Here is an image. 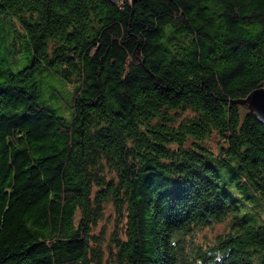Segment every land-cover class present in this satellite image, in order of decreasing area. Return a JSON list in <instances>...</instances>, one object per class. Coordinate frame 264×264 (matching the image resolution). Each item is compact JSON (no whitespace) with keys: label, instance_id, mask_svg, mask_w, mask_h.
Masks as SVG:
<instances>
[{"label":"trees","instance_id":"1","mask_svg":"<svg viewBox=\"0 0 264 264\" xmlns=\"http://www.w3.org/2000/svg\"><path fill=\"white\" fill-rule=\"evenodd\" d=\"M258 87L264 0H0V264H264Z\"/></svg>","mask_w":264,"mask_h":264},{"label":"water","instance_id":"2","mask_svg":"<svg viewBox=\"0 0 264 264\" xmlns=\"http://www.w3.org/2000/svg\"><path fill=\"white\" fill-rule=\"evenodd\" d=\"M236 102L246 105L251 114L264 124V88L258 87L251 90L245 98H239Z\"/></svg>","mask_w":264,"mask_h":264},{"label":"rangeland","instance_id":"3","mask_svg":"<svg viewBox=\"0 0 264 264\" xmlns=\"http://www.w3.org/2000/svg\"><path fill=\"white\" fill-rule=\"evenodd\" d=\"M111 213H112V209L108 205L105 209L104 217L98 223V228L96 230L97 232L99 231L100 227H104L106 233L110 232V230L112 229V225H113V220H112L113 216ZM222 228H223V224H215L211 228H205L200 233L199 236L200 238H202L205 235L206 237L212 239L216 233L222 230Z\"/></svg>","mask_w":264,"mask_h":264}]
</instances>
